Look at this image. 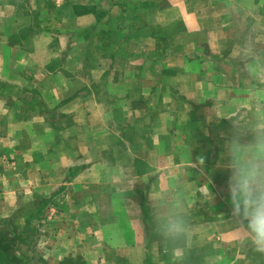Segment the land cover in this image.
<instances>
[{"label":"crops","instance_id":"obj_1","mask_svg":"<svg viewBox=\"0 0 264 264\" xmlns=\"http://www.w3.org/2000/svg\"><path fill=\"white\" fill-rule=\"evenodd\" d=\"M253 30L264 34V0H0V264H27L34 213L19 198L34 177L38 191L63 193L54 222L67 224L39 242L51 264H172L150 229L149 193L176 178L206 264H264L235 243L223 166L232 123L214 112L223 87L243 112L264 103V87L234 58ZM115 101L129 103L122 116ZM109 165L140 180L127 197L136 195L143 232L122 211ZM68 175L71 195L62 191ZM104 184L111 191L100 203ZM16 209L27 212L20 234Z\"/></svg>","mask_w":264,"mask_h":264},{"label":"clouds","instance_id":"obj_2","mask_svg":"<svg viewBox=\"0 0 264 264\" xmlns=\"http://www.w3.org/2000/svg\"><path fill=\"white\" fill-rule=\"evenodd\" d=\"M264 34L253 30L240 41L234 58L244 62V71L252 81L264 87ZM217 118H229L231 136L226 142L230 170L227 191L232 206L235 243L244 251L264 257V103L255 102L253 110L243 112L234 107L230 90L221 88L214 98ZM202 163V161H201ZM106 177L133 224V231L145 230L142 211L127 197L140 181L120 165H109ZM180 178L168 181L149 193L150 229L171 256L172 264H206L193 238L190 209L184 202Z\"/></svg>","mask_w":264,"mask_h":264},{"label":"rangeland","instance_id":"obj_3","mask_svg":"<svg viewBox=\"0 0 264 264\" xmlns=\"http://www.w3.org/2000/svg\"><path fill=\"white\" fill-rule=\"evenodd\" d=\"M113 50L114 49L112 47L111 51H113ZM105 57H107V56H105ZM117 65L119 67H121V69L124 68L123 65L116 64V66L114 68L115 70L119 68ZM116 101L112 105V108L114 107V115L115 116H122L124 114L123 111H124L125 107H126V112H127L128 107H129V103H127L126 105H122L121 103H116ZM48 117L51 118V117H54V116H52V114H48ZM119 118H121V117H116V119H119ZM114 147H116L117 149H124V147L126 149H128V147H131V146L130 145H125V146L116 145ZM12 165L14 166L13 163H12ZM45 166H48V165L45 164ZM20 170L21 169H19V170L15 169V171H20ZM53 172H54V170H53ZM20 174H22V173H20ZM69 176L70 175H68L65 178V182H62V187H63L62 191L65 190V194L67 193L68 195H71V193H70V190H71L70 179L71 178H69ZM31 177H34V175H32ZM73 177L77 178L76 176H73ZM54 179H56L54 176H48L46 178V180H49V181L50 180L53 181ZM32 180L33 181L30 182L31 183V187H29V189H26L24 191V198H22V199L19 198V200H24V202H30L29 206L31 205V208H32L31 212L34 213V217H31L30 221L27 224H25V227H26L25 230L28 229L27 233L32 238L31 239L32 242L31 243L29 242L30 246H28V251H27L28 255H27V258H26L27 259L26 262H27V264H51L49 262V260L42 259V255H40V253L38 252V250H40V248L42 247V245L39 244V242H41V243L43 242L42 239H41L42 238V234H44V233H47V234L48 233H54L56 231V229H57V226L62 228V227H65V225L67 224V223H65V221L62 222V223H60V222L55 223L54 222L55 218H58L61 214L57 213L56 209L52 206V202L60 200L63 193H60L61 192V190H60V192H59L60 196L56 198V195H58L59 193L54 194L55 191H54L53 187L55 185H52L53 187L51 186L50 188H48V189L52 190V192L50 194L46 195V193H43L42 191L40 192L37 189L38 187H41V183H38L37 181H35V177L32 178ZM76 181L77 180H75V182ZM47 185H49V182H47ZM60 185H61V183H60ZM135 185L136 184H134V186ZM95 189L98 192V195L100 196V197L97 198L98 202L105 203L106 199H107V196L109 198V194L108 193L111 191V189L108 188V186H106V184L101 186V188L95 187ZM56 190H58V189H56ZM48 197H50V198H48ZM102 197H104V198L100 199ZM46 198H48V200H50L49 201L50 204H51L50 207L48 209L44 210L43 212L37 213L39 207H38V205L34 206V204H38V203L42 202V200H45ZM63 198H64V196H63ZM65 199H67V197ZM129 199H131L133 201L136 200L135 193H133L130 196ZM80 201H81V198H80ZM80 213H82V216L86 219V217H87L86 211H83V212L80 211ZM26 214H27L26 209L25 210L16 209L15 214H14L15 217L12 219V221L13 220L19 221V225L17 224V225L14 226L16 234H20V232L22 231L23 225H24V224H22V220H23V218H25ZM80 219H82L81 216H80ZM9 226H10V224H9ZM0 231L8 232V220H6L5 218H1L0 219ZM1 248H4V249H1ZM0 250H1L0 251V261L3 260V262H5L7 257H8L7 254H6V250H7L6 245L5 244H0ZM79 256H81V255L79 254ZM20 258H21L20 256L19 257L16 256L15 257L16 262L19 263V261H20L19 259ZM75 260L76 259H69L70 262H75ZM78 264H80V263L78 262Z\"/></svg>","mask_w":264,"mask_h":264}]
</instances>
